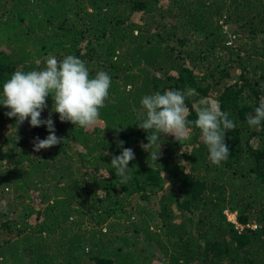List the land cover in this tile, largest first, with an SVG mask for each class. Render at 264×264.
<instances>
[{"label":"trees","instance_id":"16d2710c","mask_svg":"<svg viewBox=\"0 0 264 264\" xmlns=\"http://www.w3.org/2000/svg\"><path fill=\"white\" fill-rule=\"evenodd\" d=\"M67 55L108 73L109 95L89 129L48 97L41 119L64 141L39 152L46 127L0 106V264H264V122L247 123L264 100V0H0V99L15 71ZM189 88L190 122L201 98L235 122L220 165L194 125L161 136L156 163L141 148V99Z\"/></svg>","mask_w":264,"mask_h":264},{"label":"clouds","instance_id":"9594fccd","mask_svg":"<svg viewBox=\"0 0 264 264\" xmlns=\"http://www.w3.org/2000/svg\"><path fill=\"white\" fill-rule=\"evenodd\" d=\"M111 77L101 70L95 77H90L85 62L75 55H67L58 61L55 56L46 58V66L42 70L24 72L15 71L3 85V98L0 106L10 109L6 113L9 119L16 118V126L22 125L30 117V126H45L49 133L46 138L36 137L33 151L50 149L63 143L64 139L55 134L52 112L59 114L60 121L70 122L73 126L89 129L100 119V109L105 106L109 95ZM195 94L194 89L186 92L167 90L163 94L156 92L145 95L141 99L143 118L136 125L148 133V143L141 148L149 153V158L156 163L160 157L158 141L161 136H174L177 141L187 139L192 131L190 125L200 130L201 138L209 153V160L220 165L230 155L229 146L225 143L227 132L235 130V122L229 114L222 111L215 99L201 98L195 105L196 119L190 122L187 117L190 109L186 104V96ZM53 101L52 112L47 119L41 114L47 107V98ZM264 122V100L255 108L253 115L247 119L249 126H259ZM149 133H151L149 135ZM120 141L119 146L123 147ZM158 149L149 152V149ZM108 155V153H104ZM135 159L131 148H123L118 156H113L110 166L116 177L124 184L131 179L128 174L132 168L128 165Z\"/></svg>","mask_w":264,"mask_h":264},{"label":"rangeland","instance_id":"374dc122","mask_svg":"<svg viewBox=\"0 0 264 264\" xmlns=\"http://www.w3.org/2000/svg\"><path fill=\"white\" fill-rule=\"evenodd\" d=\"M228 216H229V219H231V220L234 221V219H235V214H229Z\"/></svg>","mask_w":264,"mask_h":264},{"label":"built area","instance_id":"2783aa9c","mask_svg":"<svg viewBox=\"0 0 264 264\" xmlns=\"http://www.w3.org/2000/svg\"><path fill=\"white\" fill-rule=\"evenodd\" d=\"M231 220V219H230ZM233 221V220H232ZM234 222H235V219H234ZM237 229H239V230H242L243 229V227H238V225H237V227H236Z\"/></svg>","mask_w":264,"mask_h":264}]
</instances>
